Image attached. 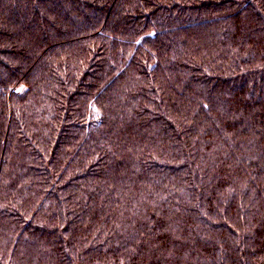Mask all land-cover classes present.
Masks as SVG:
<instances>
[{"label": "trees", "instance_id": "1", "mask_svg": "<svg viewBox=\"0 0 264 264\" xmlns=\"http://www.w3.org/2000/svg\"><path fill=\"white\" fill-rule=\"evenodd\" d=\"M0 264H264V0H0Z\"/></svg>", "mask_w": 264, "mask_h": 264}]
</instances>
